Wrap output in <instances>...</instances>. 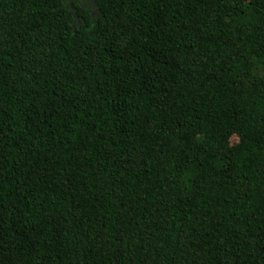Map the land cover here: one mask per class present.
Listing matches in <instances>:
<instances>
[{"label": "trees", "instance_id": "16d2710c", "mask_svg": "<svg viewBox=\"0 0 264 264\" xmlns=\"http://www.w3.org/2000/svg\"><path fill=\"white\" fill-rule=\"evenodd\" d=\"M0 264H264V0H0Z\"/></svg>", "mask_w": 264, "mask_h": 264}]
</instances>
